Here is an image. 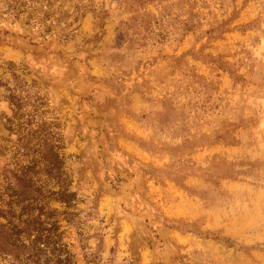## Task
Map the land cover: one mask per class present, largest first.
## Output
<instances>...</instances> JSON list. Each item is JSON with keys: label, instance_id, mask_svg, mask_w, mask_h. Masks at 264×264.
I'll return each mask as SVG.
<instances>
[{"label": "rangeland", "instance_id": "obj_1", "mask_svg": "<svg viewBox=\"0 0 264 264\" xmlns=\"http://www.w3.org/2000/svg\"><path fill=\"white\" fill-rule=\"evenodd\" d=\"M56 153L71 264H264V0H0V180Z\"/></svg>", "mask_w": 264, "mask_h": 264}, {"label": "trees", "instance_id": "obj_2", "mask_svg": "<svg viewBox=\"0 0 264 264\" xmlns=\"http://www.w3.org/2000/svg\"><path fill=\"white\" fill-rule=\"evenodd\" d=\"M56 149L59 150L60 147L56 146ZM62 164L61 154H53L51 166L54 174H49L48 177L55 182L58 189L51 191L41 187L36 192L39 203L35 207L32 203L36 200L27 199L29 196L23 184L24 179L14 176L17 189L10 184L6 185L5 178L0 180V221H4L0 222V235L3 245L12 251H6L0 244V259L3 260L10 253L12 258L9 264H23L22 257L35 264H71L68 252L63 250L66 246L60 243V226L55 218L57 211L46 207V202L56 201L67 209L76 199L75 194L68 189ZM33 212H36L35 217ZM62 214L66 215L67 212ZM31 237L33 244L22 242V239ZM24 249L28 254H18L17 251Z\"/></svg>", "mask_w": 264, "mask_h": 264}]
</instances>
